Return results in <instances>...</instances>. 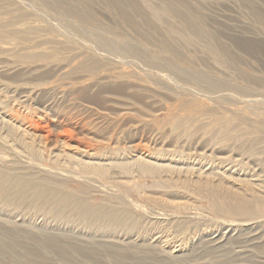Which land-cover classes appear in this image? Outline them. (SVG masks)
I'll return each instance as SVG.
<instances>
[{
	"label": "rangeland",
	"instance_id": "obj_1",
	"mask_svg": "<svg viewBox=\"0 0 264 264\" xmlns=\"http://www.w3.org/2000/svg\"><path fill=\"white\" fill-rule=\"evenodd\" d=\"M76 1L0 0V171L52 190L0 186V264H264V212L216 211L196 175L165 185L135 168L97 172L74 151L126 157L142 144L184 163L223 156L264 190V133L252 150L246 132L264 121V0ZM191 101L232 116V138L199 128L207 114L177 128L189 118L174 107Z\"/></svg>",
	"mask_w": 264,
	"mask_h": 264
},
{
	"label": "bare ground",
	"instance_id": "obj_2",
	"mask_svg": "<svg viewBox=\"0 0 264 264\" xmlns=\"http://www.w3.org/2000/svg\"><path fill=\"white\" fill-rule=\"evenodd\" d=\"M74 1V0H73ZM76 1V0H75ZM88 1V0H87ZM109 1V0H108ZM113 1V0H112ZM135 1V0H134ZM180 1V0H178ZM249 1V0H247ZM57 2H60V1H57ZM77 2V1H76ZM75 2V3H76ZM90 2V1H88ZM114 2V1H113ZM128 2V1H127ZM84 3V2H83ZM82 3V4H83ZM116 3V1H115ZM132 3V1H131ZM251 3V1H250ZM80 4V5H82ZM87 4V3H86ZM133 4V3H132ZM138 4V3H137ZM136 4V5H137ZM78 5V3H77ZM85 5V3H84ZM114 5V4H113ZM134 5V4H133ZM181 5V3H180ZM116 6V5H115ZM126 6V5H125ZM128 6V4H127ZM130 6H132L130 4ZM183 6L185 7V5L183 4ZM188 6V3L187 5ZM190 6V5H189ZM118 7V6H117ZM120 8V7H119ZM139 8V7H138ZM191 8V7H189ZM125 9V8H124ZM124 9H120V10H124ZM127 9V7H126ZM141 9V7H140ZM187 9V8H186ZM185 9V11H186ZM118 10V9H117ZM128 11V10H127ZM126 11V12H127ZM136 11V10H135ZM188 11V9H187ZM194 11V10H192ZM192 11H190V15L191 16V13ZM258 12V11H257ZM121 13V12H120ZM196 13V12H195ZM131 14V13H129ZM128 14V15H129ZM188 13H186L187 15ZM127 15V14H125ZM127 15V16H128ZM195 17H198L197 16V13L196 15L193 14ZM261 15V14H260ZM124 16V15H123ZM132 16V15H131ZM201 16V15H200ZM130 17V16H129ZM127 17V18H129ZM133 17V16H132ZM262 17V16H261ZM125 18V17H124ZM126 18V19H127ZM187 18L188 15H187ZM204 18V17H203ZM201 17V19H203ZM131 19V17L129 18ZM192 19V18H191ZM190 19V20H191ZM196 19V18H195ZM200 19V20H201ZM194 20V19H193ZM205 20V19H204ZM203 20V21H204ZM133 21V20H132ZM130 22V21H129ZM191 22V21H190ZM198 21H196L197 23ZM201 22V21H200ZM132 23V22H131ZM135 23V22H134ZM196 23H194L196 25ZM199 24V23H198ZM201 24V23H200ZM205 23H203L204 25ZM190 25V24H189ZM192 25V24H191ZM190 25V26H191ZM194 25V26H195ZM194 26H191L193 28H195ZM34 27V26H33ZM31 28V27H30ZM136 28V27H135ZM23 29V28H22ZM29 29V27H28ZM27 29V30H28ZM37 29V28H35ZM196 29V28H195ZM198 29H201V28H197L196 32L198 31ZM34 30V29H32ZM193 30V29H192ZM202 30H205V28ZM28 31H31V30H28ZM34 32V31H32ZM200 32V31H199ZM198 32V34H199ZM202 32H200V35H201ZM30 34V33H29ZM204 34V33H203ZM209 35V34H208ZM197 36V35H196ZM199 36V35H198ZM197 36V37H198ZM206 35H204L205 37ZM215 36V35H214ZM207 37V36H206ZM209 37V36H208ZM210 38V37H209ZM215 38H218L215 37ZM219 40V39H218ZM224 45V44H223ZM223 48V46L221 47V49ZM225 50H228L226 47H224ZM169 49V48H168ZM225 50H223L224 52H226ZM230 50V49H229ZM170 51V50H168ZM228 52V51H227ZM230 52V51H229ZM230 54V53H229ZM227 53V55H229ZM140 56V54H138ZM143 55V54H141ZM39 56V55H38ZM146 56V55H145ZM235 56V54H234ZM28 57V56H27ZM41 57V56H40ZM143 57V56H141ZM150 58V57H149ZM152 58V57H151ZM100 59V58H98ZM147 59V58H146ZM235 59L238 60V58L236 57ZM89 60V59H88ZM91 60V59H90ZM89 60V61H90ZM102 60H105V59H102ZM101 60V61H102ZM153 60V59H152ZM88 61V62H89ZM233 62V60H231ZM84 62V61H83ZM87 62V63H88ZM95 62H97L95 60ZM81 63V62H80ZM91 63V62H90ZM143 63V62H142ZM233 63H236V62H233ZM86 64V62H85ZM99 64V63H98ZM87 65V64H86ZM85 65V66H86ZM100 65V64H99ZM102 65V64H101ZM146 65V63L144 64ZM157 65V64H155ZM97 66V65H96ZM95 66V67H96ZM150 66V65H149ZM151 66H154V65H151ZM158 66V65H157ZM79 67V65H78ZM83 67V66H81ZM90 67V66H89ZM166 67V66H165ZM164 67V68H165ZM80 68V67H79ZM87 68V67H86ZM91 68V67H90ZM98 70L101 69V67L97 66ZM146 68V66L144 67ZM155 68V66H154ZM159 68V66L157 67ZM161 68V67H160ZM159 68V69H160ZM169 68V67H168ZM166 68V69H168ZM78 69V68H77ZM88 69V68H87ZM94 69V67H93ZM152 69V68H151ZM86 70V69H85ZM142 70V69H141ZM145 70V69H144ZM143 70V71H144ZM155 70V69H153ZM171 71V69H169ZM142 71V72H143ZM169 71V72H170ZM172 72V71H171ZM195 75V74H194ZM143 76H144V73H143ZM155 80V78H154ZM153 80V81H154ZM200 80V81H199ZM198 81L201 82L202 80L199 79ZM152 82V81H151ZM155 82V81H154ZM202 82H205V81H202ZM157 83V82H156ZM160 83V82H159ZM213 89L215 90H223L225 87L224 85L220 84L219 83H215V82H212L209 84ZM228 89V88H227ZM223 96V95H222ZM221 95L218 96V99L219 100H223L224 98L222 97ZM229 97V96H228ZM231 98V97H229ZM229 100V99H228ZM230 101V100H229ZM228 101V102H229ZM232 101H234L232 99ZM231 101V102H232ZM219 103V102H218ZM228 105V104H227ZM230 106V105H229ZM222 107V105H221ZM175 110H184L187 112L188 114V118L189 119H186V117L184 118H178L177 119V122H176V126L177 128L180 127V126H183V125H189V127L192 126V128L195 126V124H198V123H192L191 122V119L192 118H195V114H197V116H203L204 114H207L209 115V118L206 119L205 122H203L202 124L199 125V128L201 129H205V132L206 133H210L211 131L214 132L213 134V137L215 138H218L219 140H222V139H230L232 138L231 135H230V132H233L234 130H236L235 128L237 127V124L239 125V123L237 124H234V119L232 116H227L226 118H220V117H216L215 116V112L212 111V110H209L207 107H205V104L204 103H201V102H194V101H191V102H181V104L177 105V107H174ZM179 108V109H178ZM184 114V113H182ZM200 114V115H199ZM186 116V115H185ZM222 117V116H221ZM205 118V116H204ZM202 118V121L203 119ZM186 119V120H185ZM5 120V119H4ZM200 121V120H198ZM196 122V121H194ZM201 122V121H200ZM12 125H14L13 123H11ZM241 124V123H240ZM251 128L247 129V134L250 135L249 138L251 139L250 140V144H249V149H254L256 143H258L259 140H261V136L262 134L264 133V121L261 120V121H256L255 123L251 124ZM19 129L22 130L23 133L27 134L28 133V128L27 127H22V126H19ZM185 129V128H184ZM241 132V131H240ZM262 133V134H261ZM33 134H35L36 136L38 135H41V133H36V132H33ZM193 134V133H192ZM246 135V136H248ZM238 136V135H237ZM243 137H244V134H243ZM241 140H242V136L240 137ZM239 138V140H240ZM249 138H246V140L244 139V141L247 142V140ZM263 139V137H262ZM264 140V139H263ZM215 141V140H214ZM221 142H225V140L221 141ZM239 142V141H238ZM262 142V141H261ZM66 143V142H65ZM242 143V142H241ZM240 143V144H241ZM138 144H141V143H138ZM239 144V146H240ZM244 143H242L243 145ZM247 144V143H246ZM245 144V145H246ZM259 144V143H258ZM257 144V145H258ZM241 145V146H242ZM256 145V146H257ZM233 146V145H232ZM68 147V146H67ZM80 147V148H79ZM240 147H238L239 149ZM81 145L80 143L76 144L75 147H74V151L75 153H80L81 152V157L80 158V161L83 162L84 164L87 165L88 168H90L91 170L94 169L96 170L97 172L100 171V172H103L105 173L107 170H108V167H117V168H120L121 169V172L123 173V175H127V173L131 172L134 168L136 170L140 172H143L142 174L143 175H147V176H150L151 179L153 180L154 183L156 182H160V183H164L165 185H168L170 183H172L174 180L173 179H170L169 178V175H172V174H178L181 176L182 173H184V175H187L188 173L189 174H192L193 175H196L198 178L196 179V183H198L199 186L197 187H200L199 188V192H200V189L202 190H206L205 192L203 191L201 194V196H205L206 198H208L212 204V207L215 208L216 211L218 212H223L224 214H227V215H235V214H260L262 212H264V190L258 188L256 186V183L254 182H251V183H248L247 179H248V175L244 172V174L240 173V169H237L236 168V165L233 163V161L225 158V157H220L219 160H220V163H204V161H201L198 162L197 161H192V162H179V160H175V158H169L171 156H169L168 158L169 159H163V158H159V153L156 154L154 152H150L149 150H145V147L143 146L142 147V144L141 145H138L137 147H133L130 149V155L128 156H123V157H110L108 156L107 158H104V157H100V156H94L95 154L94 153H91L90 149H81ZM59 151H64V150H59ZM66 151V150H65ZM70 152L66 151V155H69ZM171 155V154H170ZM166 156V155H164ZM173 156V155H172ZM189 156V155H188ZM215 156V155H213ZM217 156V155H216ZM106 157V156H105ZM206 157H209V155H206ZM189 159V158H188ZM212 159V158H211ZM209 161H211L210 159H207ZM218 160V159H217ZM215 161V159H214ZM213 161V162H214ZM1 170V169H0ZM3 171V170H2ZM5 172V170H4ZM4 172H1L0 171V186H2V188L4 189H8L9 190H13V189H16V187H20L19 185L22 186L21 189H23L24 187H27V188H31L32 190H34V194L36 195L35 191L37 192V195L38 192L39 193H50L52 192L51 189H49L48 187L45 186V184H42V183H34V184H31V181L29 180H26L24 177H22L21 175L20 176H11L8 172V174H5ZM95 172V171H94ZM99 172V173H100ZM12 173V172H11ZM162 173H166L167 174V178H164V177H161V174ZM19 174H22V173H19ZM31 176V175H30ZM34 176V175H33ZM32 176V177H33ZM166 176V175H165ZM28 177V176H27ZM35 177V176H34ZM177 177V175H176ZM43 179V177H42ZM183 179V178H182ZM180 179L179 177L176 179L177 180H182ZM185 179V177H184ZM32 180V179H31ZM53 180V179H52ZM186 180V179H185ZM193 180V179H192ZM34 181V179H33ZM36 181V180H35ZM195 181V180H194ZM47 182V181H46ZM54 182V181H53ZM234 185H239L237 188L234 189ZM48 186V185H47ZM52 188V187H51ZM18 189V188H17ZM26 189V188H25ZM198 189V188H197ZM195 189V190H197ZM20 190V189H19ZM31 190V191H32ZM60 190V189H59ZM2 191V189H1ZM22 191V190H21ZM12 192V191H10ZM9 192V193H10ZM27 192V191H26ZM25 192V193H26ZM57 192V190H56ZM5 193V192H4ZM3 193V194H4ZM18 193V192H17ZM30 193V192H29ZM45 193V194H46ZM2 194V195H3ZM7 194V193H5ZM16 194V193H14ZM20 194V193H19ZM19 194H17L19 196ZM28 194V193H27ZM56 194V193H55ZM62 194V193H61ZM69 194V193H68ZM197 194V193H196ZM36 195V196H37ZM43 195V194H42ZM60 195V194H59ZM67 195V194H66ZM198 195V196H199ZM1 196V195H0ZM7 196V195H6ZM14 196V195H13ZM29 196V195H27ZM41 196V195H40ZM48 195H46L45 197H47ZM9 197V196H8ZM7 197V198H8ZM24 197V195H23ZM39 197V196H38ZM10 198V197H9ZM27 198V197H26ZM67 198V197H66ZM70 198V197H69ZM2 199V198H1ZM15 199H16V196H15ZM19 199V198H18ZM47 199V198H46ZM82 199V198H81ZM17 200V199H16ZM34 200V199H33ZM43 200V199H42ZM19 201V200H18ZM54 201H56L55 197H54ZM41 202V200H40ZM45 202V201H44ZM53 200L51 201L50 204H53L52 203ZM79 202V201H78ZM48 203V202H47ZM82 203V202H81ZM39 204V203H38ZM46 205V203H44ZM69 204V203H68ZM75 205V203L73 204ZM42 206V205H41ZM62 206V204L60 205ZM53 207V205H52ZM68 208L70 207L67 206ZM62 208V207H61ZM64 208V206H63ZM67 208V209H68ZM78 208V207H77ZM82 208V207H80ZM88 208V207H87ZM67 209L65 210V212H67ZM58 210V208H57ZM62 210V209H61ZM59 210V211H61ZM69 210V209H68ZM87 210V209H86ZM106 210V208H105ZM56 211V210H55ZM70 211V210H69ZM81 211V210H80ZM116 211V210H115ZM122 211V210H121ZM63 212V211H62ZM76 212H79L76 211ZM96 212V210L94 211ZM106 212V211H105ZM117 212V211H116ZM91 213V212H90ZM109 214H111L110 212H108ZM80 214V212H79ZM89 215V214H88ZM102 215V214H101ZM108 215V214H107ZM115 215H118V214H114ZM125 215H126V212H125ZM79 216V215H78ZM95 216V214H94ZM112 216V215H111ZM119 216V215H118ZM262 216V215H261ZM260 216V217H261ZM83 217V216H82ZM126 217V216H125ZM263 217V216H262ZM102 218V216H101ZM127 218V217H126ZM97 219V218H96ZM95 219V220H96ZM99 220V218H98ZM128 221V219H125ZM124 221V220H123ZM122 221V222H123ZM130 222V221H129ZM257 222V221H256ZM105 223V222H104ZM118 223V222H116ZM119 223H121L119 221ZM107 224V223H106ZM248 224V223H247ZM131 225V223H130ZM127 226V223L126 225ZM254 225H252L250 223L249 225V228H253ZM20 228V227H19ZM2 230V229H1ZM12 230V229H11ZM14 230V229H13ZM12 230V231H13ZM23 230V229H22ZM9 231V229H8ZM22 232V231H20ZM24 232V231H23ZM29 232V231H28ZM10 233V231H9ZM19 233V232H18ZM7 234V233H5ZM4 235V234H3ZM24 235V234H23ZM30 235V234H29ZM33 235V234H32ZM12 236V235H11ZM27 236V234H26ZM34 236V235H33ZM39 236V235H38ZM9 237V235L7 236ZM18 237V236H17ZM21 237V236H20ZM23 237V236H22ZM28 237V236H27ZM215 239H216V236H214ZM35 238V237H33ZM32 238V239H33ZM39 238V237H38ZM46 238V237H44ZM23 239V238H22ZM40 239V238H39ZM43 239V237H42ZM48 239V238H47ZM46 239V240H47ZM13 240V239H12ZM38 240V239H37ZM44 240V241H46ZM25 241V240H23ZM30 241V240H29ZM50 241V240H49ZM217 241V240H216ZM19 242H22L19 241ZM19 242L15 241L13 244H19ZM41 242V241H40ZM48 243V242H47ZM99 243V242H98ZM1 244V243H0ZM26 244V243H25ZM40 244V243H39ZM27 245V244H26ZM71 245H74L71 243ZM94 245V244H93ZM92 245V246H93ZM110 245V244H109ZM113 244H111L112 246ZM20 246V245H19ZM25 246V245H24ZM41 246V245H40ZM53 246V245H52ZM99 246V244H98ZM101 246V245H100ZM99 246V247H100ZM104 246V245H103ZM110 246V247H111ZM32 247V246H31ZM55 247V246H54ZM61 247V246H60ZM76 247V246H75ZM98 247V248H99ZM115 247V246H114ZM113 247V248H114ZM22 248V246L20 247ZM28 248V247H27ZM44 248H47V247H44ZM51 248V247H50ZM62 248V247H61ZM71 248V247H69ZM77 248V247H76ZM75 248V249H76ZM85 249V247H83ZM92 247L90 246V249ZM112 248V247H111ZM79 249V248H77ZM81 249V248H80ZM27 250V249H26ZM47 250V249H45ZM68 251L70 249H67ZM74 250V249H72ZM10 251V249H9ZM25 251V250H24ZM59 251V249H58ZM65 251V250H64ZM115 251V250H114ZM23 252V251H22ZM36 252V251H35ZM52 252V251H51ZM62 252V251H61ZM70 252H72L70 250ZM78 252V251H77ZM95 252V251H94ZM25 253V252H24ZM32 253V252H31ZM65 253V252H64ZM81 253V252H80ZM107 253V252H106ZM109 253V252H108ZM73 254V253H72ZM78 254V253H77ZM76 254V255H77ZM66 255V254H65ZM68 255V254H67ZM90 255V254H89ZM102 255V254H101ZM122 255V254H121ZM28 256V255H27ZM26 256V257H27ZM62 256V255H61ZM64 256V255H63ZM62 256V258H64ZM78 256V255H77ZM80 256V255H79ZM104 256V255H103ZM68 257V256H67ZM70 257H71V254H70ZM69 257V258H70ZM123 257V256H122ZM18 258V257H17ZM28 258V257H27ZM32 258V257H31ZM75 258V256H74ZM80 258V257H79ZM84 258V256H83ZM99 258V257H98ZM116 258V257H115ZM20 259V258H19ZM71 259V258H70ZM78 259V258H76ZM133 259L135 260V258L133 257ZM60 261V260H59ZM65 261V260H64ZM67 261V260H66ZM65 261V262H66ZM74 261V260H73ZM72 261V262H73ZM98 261V260H97ZM140 261V260H139ZM71 262V261H70ZM101 262V261H100ZM123 262V261H122ZM116 263V262H114ZM118 263V262H117ZM137 263V262H136ZM135 263V264H136ZM144 264H146L145 262H143ZM142 263V264H143ZM55 264V263H54ZM69 264V263H68ZM148 264V263H147Z\"/></svg>",
	"mask_w": 264,
	"mask_h": 264
}]
</instances>
